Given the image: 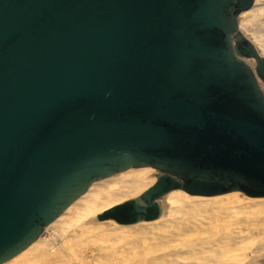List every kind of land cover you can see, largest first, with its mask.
Masks as SVG:
<instances>
[{
    "label": "water",
    "instance_id": "1",
    "mask_svg": "<svg viewBox=\"0 0 264 264\" xmlns=\"http://www.w3.org/2000/svg\"><path fill=\"white\" fill-rule=\"evenodd\" d=\"M253 4L0 0V264L129 168L160 173L100 220L158 219L175 189L264 197V57L239 31Z\"/></svg>",
    "mask_w": 264,
    "mask_h": 264
},
{
    "label": "bare ground",
    "instance_id": "2",
    "mask_svg": "<svg viewBox=\"0 0 264 264\" xmlns=\"http://www.w3.org/2000/svg\"><path fill=\"white\" fill-rule=\"evenodd\" d=\"M263 29L264 0H254L253 6L239 15V31L262 57ZM246 61L255 70L256 60L250 58ZM259 83L264 91V84L260 79ZM159 173L151 166L129 168L93 182L84 194L71 203L53 223L45 227L35 242L2 264H34V261L46 256L60 259L61 264H82V255L89 252L88 245L91 240L112 238L116 242L119 240L115 238H121L124 241L120 239V242L124 243L126 238L132 239V236L159 235L167 239L176 238L180 233L179 219H185L186 215L199 216L202 212L227 213L233 219H237L242 212H248L258 215L256 218L264 219V197H251L239 190L215 196L192 195L181 189L172 190L159 201L161 214L158 219L120 224L114 219L98 218L115 206L139 198L157 182ZM181 227L182 230L186 228L185 225ZM125 248L128 250V247ZM125 248L123 249L126 250ZM245 251L239 250V254L213 264H264V249L253 253ZM119 252L122 254L125 251Z\"/></svg>",
    "mask_w": 264,
    "mask_h": 264
},
{
    "label": "rangeland",
    "instance_id": "3",
    "mask_svg": "<svg viewBox=\"0 0 264 264\" xmlns=\"http://www.w3.org/2000/svg\"><path fill=\"white\" fill-rule=\"evenodd\" d=\"M256 216L242 212L234 220L227 213L202 212L199 216L186 215L185 219H179L180 233L176 238L132 236V239L126 238L127 241L130 239L128 243H121V238L115 237L119 241L112 238L91 240V247L88 245L90 253H83L82 264H213L239 254V250L258 252L264 249V219ZM183 225L186 228L182 230ZM119 251L125 252L121 254ZM34 262L61 264L60 259L48 256Z\"/></svg>",
    "mask_w": 264,
    "mask_h": 264
}]
</instances>
